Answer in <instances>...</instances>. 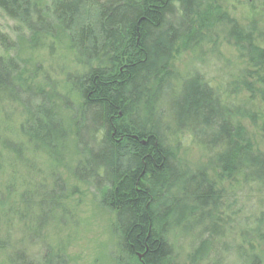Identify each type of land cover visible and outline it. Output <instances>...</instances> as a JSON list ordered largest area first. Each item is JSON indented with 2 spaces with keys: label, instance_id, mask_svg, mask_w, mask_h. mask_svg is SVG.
Returning <instances> with one entry per match:
<instances>
[{
  "label": "trees",
  "instance_id": "trees-1",
  "mask_svg": "<svg viewBox=\"0 0 264 264\" xmlns=\"http://www.w3.org/2000/svg\"><path fill=\"white\" fill-rule=\"evenodd\" d=\"M246 3L264 6V0ZM0 9L27 27L32 46L51 41L61 30L67 32L77 62L87 70L73 77L83 99L77 138L85 157L76 172L98 186L103 204L116 214L117 264H178L173 260L172 228L181 229L188 221L199 226L224 197L204 169L186 178L168 142L158 108L168 100L175 77L171 62L182 45L197 52L205 44L215 49L227 40L249 67L242 72L241 87L264 100V47L257 24L241 27L212 0H0ZM9 42L0 32V45L8 48ZM36 96L40 104L35 112L45 122L37 120L39 129L33 132L23 124L27 105L34 104ZM47 105L45 90L31 85L13 58L0 55V107L17 106L21 131L51 152L63 144L66 130ZM172 112L176 122L190 126L220 181L239 177L264 192V152L254 148L240 122L248 112L223 103L216 89L197 74L181 84ZM198 125L202 128L196 135ZM208 133L214 135L212 146L203 143ZM187 182H199L207 191L198 193V187L186 192ZM176 190L180 194L172 193ZM186 198L206 207L201 220L198 208L180 206ZM263 221L257 219L251 236L264 246ZM211 247L208 237L200 240L187 264L217 255ZM237 252L240 264H264V253ZM53 253L44 255L41 264H66L62 255Z\"/></svg>",
  "mask_w": 264,
  "mask_h": 264
},
{
  "label": "rangeland",
  "instance_id": "rangeland-1",
  "mask_svg": "<svg viewBox=\"0 0 264 264\" xmlns=\"http://www.w3.org/2000/svg\"><path fill=\"white\" fill-rule=\"evenodd\" d=\"M212 2L217 10L228 14L241 27L255 22L261 34L259 44L264 47V6L251 7L246 0ZM0 32L10 40V47L0 45V55L13 58L30 84L45 90L48 108L66 130L60 148L56 146L58 149L49 152L21 131L17 106L0 107V264H41L44 255L51 250L55 252L53 255H62L66 264H117L116 214L103 204L98 186L84 178L83 173L79 177L76 172L85 157L77 138L83 99L73 77L87 70L77 62L69 34L61 30L51 41L32 46L27 27L10 19L1 9ZM171 65L175 77L170 82L169 97L158 108L170 147L176 152L186 178L204 169L224 197L222 205L219 207L217 203L210 208L205 216L210 217L199 226L193 227L195 223L188 221L181 229L172 228L173 260L178 264L189 263V256L200 240L208 237L217 255L201 264H240L239 250L246 255L264 253L260 240L251 236L257 219H264V192L245 185L239 177L233 178V182L220 181L213 161L188 130L190 126L176 122L172 110L183 81L197 74L216 89L223 103L248 112L249 117L241 118L240 122L254 148L264 152L263 97L257 92L251 95L241 87L242 72L249 67L227 40L221 41L215 49L205 44L197 52L182 45ZM37 97L34 104L27 105L29 113L23 124L33 132L39 129L37 120L45 122L35 112V105L40 104ZM194 127L199 135L201 125ZM207 135L203 143L212 146L214 135ZM88 138L90 140V135ZM198 183L183 185L186 192H195L198 187V193L206 192V187ZM177 192L180 191L172 193ZM180 204L198 208L199 219L206 209L196 199L186 198L180 200ZM229 204H232L231 209ZM23 254L34 260L25 259Z\"/></svg>",
  "mask_w": 264,
  "mask_h": 264
}]
</instances>
